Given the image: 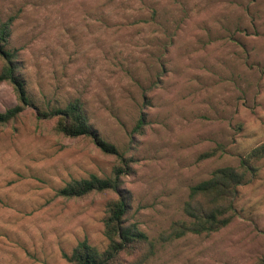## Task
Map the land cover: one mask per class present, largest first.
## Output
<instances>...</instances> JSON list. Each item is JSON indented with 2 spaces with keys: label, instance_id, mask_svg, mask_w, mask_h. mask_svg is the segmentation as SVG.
I'll use <instances>...</instances> for the list:
<instances>
[{
  "label": "rangeland",
  "instance_id": "374dc122",
  "mask_svg": "<svg viewBox=\"0 0 264 264\" xmlns=\"http://www.w3.org/2000/svg\"><path fill=\"white\" fill-rule=\"evenodd\" d=\"M8 20L3 49L31 104L0 127V264H69L63 254L84 239L107 247L103 218L115 194L57 192L71 179L109 176L116 156L37 118L74 100L132 160L121 189L128 218L154 244L143 264H253L264 255V159L237 188L225 228L159 239L186 218L191 186L264 142V0H0V22ZM17 103L0 83V112Z\"/></svg>",
  "mask_w": 264,
  "mask_h": 264
},
{
  "label": "trees",
  "instance_id": "16d2710c",
  "mask_svg": "<svg viewBox=\"0 0 264 264\" xmlns=\"http://www.w3.org/2000/svg\"><path fill=\"white\" fill-rule=\"evenodd\" d=\"M11 21L0 22V55L4 65L0 71V83H9L16 92L18 103L0 112V127L16 120L31 104L25 85L19 75L12 52L4 48L10 35ZM38 119H55V132L66 137L89 138L102 152L116 156L117 163L109 176L71 179L57 194L66 199L83 198L95 193L113 192L115 197L106 203L103 233L107 247L100 252L87 240H82L63 254L69 264H143L152 254L154 244L138 225L128 218V193L121 189L122 176L127 174L132 160L119 154L116 147L104 141L89 125L79 100L69 102L63 108L37 110ZM141 117L135 132H141ZM215 155L208 151L200 159ZM264 159V142L248 151L235 166H222L213 170L207 179L190 187L183 211L185 219L174 222L159 235L162 242L178 239L188 234L211 235L225 228L232 220L237 188L248 175L254 176L257 164ZM137 255V257H133ZM133 257V258H131ZM131 258V259H130ZM253 264H264V255Z\"/></svg>",
  "mask_w": 264,
  "mask_h": 264
}]
</instances>
